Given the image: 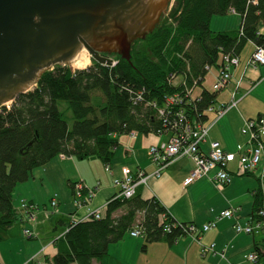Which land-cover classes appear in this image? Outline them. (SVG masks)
<instances>
[{"label":"trees","instance_id":"16d2710c","mask_svg":"<svg viewBox=\"0 0 264 264\" xmlns=\"http://www.w3.org/2000/svg\"><path fill=\"white\" fill-rule=\"evenodd\" d=\"M233 12L242 18L239 31L212 30L213 16ZM161 18L153 32L133 44L131 61L112 54L115 66L96 59L84 69L55 65L43 72L30 91L9 106H0V231L15 223L14 189L35 168L59 155L80 160L97 157L109 163L118 136L168 132L157 111L146 104H162L167 95L184 89L183 83L173 84V75L184 79L187 87L201 88L194 95L196 111L192 113L205 120L203 112L217 102L218 93L205 84L206 66L221 67L229 53L239 57L249 42L264 46L260 32L264 0H174L169 13ZM139 92L141 101L134 99ZM62 102L67 103L64 110L59 107ZM257 203L258 193L256 210ZM119 210L121 214L115 215ZM165 213L159 200L142 199L138 191L131 199L114 196L100 219L69 225L58 240L54 264H93L108 253L110 244L136 226L144 230L147 242L166 238L174 243L185 234L181 227L165 231L166 224L176 222L168 215L164 219ZM255 251L264 264V251L257 246Z\"/></svg>","mask_w":264,"mask_h":264},{"label":"crops","instance_id":"0c3cea01","mask_svg":"<svg viewBox=\"0 0 264 264\" xmlns=\"http://www.w3.org/2000/svg\"><path fill=\"white\" fill-rule=\"evenodd\" d=\"M241 23L239 14L229 13L213 16L211 28L237 32ZM260 32L264 34V26L260 27ZM255 47L253 42L246 45L239 55L238 66L233 69L231 83L217 93L218 102H227L236 81H241L238 107L229 109L212 126L207 142L202 145L205 151L210 142L215 141L225 151L241 153L248 144V136L242 133L245 119H258L264 115V65L254 67L250 64ZM208 117L211 115H206V119ZM169 137V132L122 134L118 136L119 143L109 163L97 157L80 160L59 155L35 168L30 178L14 189L12 205L17 219L9 229L0 231V263L54 264L59 251L58 240L68 230L76 211L71 185L81 182L90 189H96L93 205L102 207L118 192L113 179L140 169L149 175L147 184L137 189L142 199L156 198L176 221L200 227L216 219L222 210L235 207L240 209V222L248 223L256 210V192L262 182L261 169L244 175L239 173L237 162H233L230 165L233 177L227 185L222 186L211 177L186 185L185 180L194 169V163L181 158L167 165L159 176L154 175L156 166L150 161L148 149ZM107 165L110 171L105 169ZM55 198L59 205L51 209L49 204ZM22 200L40 207L37 220L31 226L33 237L24 236L27 224L19 208ZM121 212L119 210L115 215ZM234 224V219L222 218L214 228L203 233L199 241L186 235L174 243H169L166 238L147 242L144 236L133 237L128 231L123 239L110 244L107 254L94 259L93 264H251L249 253L256 246L264 251V231L256 235L238 233Z\"/></svg>","mask_w":264,"mask_h":264},{"label":"built area","instance_id":"2783aa9c","mask_svg":"<svg viewBox=\"0 0 264 264\" xmlns=\"http://www.w3.org/2000/svg\"><path fill=\"white\" fill-rule=\"evenodd\" d=\"M235 13V12H233ZM250 64L254 67L264 65V46L256 45L253 54L251 55ZM112 58V57H111ZM117 61L112 58V64L115 66ZM239 64V57L233 54H226L223 57L221 67H218V73L215 75V82L213 89L216 92L224 90L232 81V72ZM213 68L206 66L207 72ZM173 84L178 85L183 83L185 85L183 90L169 94L165 97L162 104L156 101L148 102L146 105L151 106L157 111L158 117L163 121L164 126L170 134L167 140L161 141L156 145L153 144L148 149V156L152 164L156 166L154 175L159 176L162 170L177 159L187 158L194 163V169L186 178L185 184L190 185L197 179L203 177H211L218 184L227 185L232 180V173L230 165L237 162L238 171L241 174L247 175L256 173L261 169V184L256 193L259 194V203L257 210L254 212L252 219L242 224L240 222L239 208H226L220 212L216 219L202 225L197 226L192 223L183 224L176 221L165 225V231L169 232L172 227H181L183 233L200 240L203 233L209 231L217 225L219 219L229 218L235 220V230L238 233L257 234L264 231V115L258 119H245L242 133L248 136L247 148L241 153H234L225 151L220 143L210 142L209 148L205 151L202 145L208 140L209 131L212 126L217 123L219 119L224 117L229 109L238 107L239 102V88L241 81H236V84L231 92L229 101L215 102L209 105L205 110V115H211V118L200 120L193 111H196L194 91L195 87H187L186 81L181 77L172 76ZM197 81L195 80V84ZM142 92L138 93L137 98L142 100ZM137 101V100H136ZM192 105L195 110H192ZM202 116V114H201ZM135 134L136 132H132ZM64 156V155H62ZM107 171H110V166L107 165ZM149 175L144 170H137L129 172L121 178H114V186L118 189L116 198L131 199L136 195L137 189L140 185L147 184ZM96 196V189H90L84 183H75L73 189V202L75 205V212L71 223L84 221L91 218L100 219L102 211L107 205L102 207H95L93 200ZM58 199H52L49 204L51 209H56L59 205ZM19 208L23 211L24 222L26 226L24 229V236L33 237V230L31 228L37 220V212L40 210L39 205L30 203L26 200L21 201ZM170 214L167 212L163 214L164 219ZM133 237H143L144 230L136 226L129 230ZM213 250V247H211ZM225 257L224 253H221ZM260 255L255 250L249 253L248 261L251 264H263Z\"/></svg>","mask_w":264,"mask_h":264},{"label":"water","instance_id":"95a60500","mask_svg":"<svg viewBox=\"0 0 264 264\" xmlns=\"http://www.w3.org/2000/svg\"><path fill=\"white\" fill-rule=\"evenodd\" d=\"M170 0H0V106L87 49L112 64L160 23Z\"/></svg>","mask_w":264,"mask_h":264},{"label":"rangeland","instance_id":"374dc122","mask_svg":"<svg viewBox=\"0 0 264 264\" xmlns=\"http://www.w3.org/2000/svg\"><path fill=\"white\" fill-rule=\"evenodd\" d=\"M173 3H174V0H170V1H169V3H168V7H167L166 11L164 12L163 16H165L166 14L169 13V11H170V9H171ZM163 16H162V17H163ZM224 16H226V15H224ZM214 17H215V16H214ZM218 17H219V16H218ZM161 19H162V18H161ZM161 19H160V21H161ZM212 30H213V29H212ZM86 51H87V49H86ZM87 53L89 54L88 57H89V60H90L88 66H91V65L93 64V62H94V58H93V56L89 53V51H87ZM110 57H112V58H114V59L116 60V58H115L114 56L111 55ZM116 61H117V60H116ZM69 66H70L73 70H77V68H74L71 64H69ZM217 73H218V71H217V69H215V68H213L210 72H208V74H207V78H206V81H205V84H206V86H207L208 88H210V89L213 88V85H214V82H215V79L213 78V74H217ZM200 90H201L200 87H196V89H195V91H194V95H196ZM9 105H10V104H9ZM66 106H67V103L62 102V103H61V106H59V107H60L62 110H64ZM68 116H69V117L72 116L70 112L68 113ZM69 120H70V124H72V120H71V119H69ZM138 219H139V216H138ZM138 219H137V220H138ZM137 222H139V220H138Z\"/></svg>","mask_w":264,"mask_h":264},{"label":"bare ground","instance_id":"6f19581e","mask_svg":"<svg viewBox=\"0 0 264 264\" xmlns=\"http://www.w3.org/2000/svg\"><path fill=\"white\" fill-rule=\"evenodd\" d=\"M88 55L89 54L87 53L86 49L81 50L72 60L71 65L77 69H84L88 67L90 61Z\"/></svg>","mask_w":264,"mask_h":264}]
</instances>
